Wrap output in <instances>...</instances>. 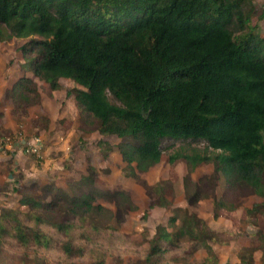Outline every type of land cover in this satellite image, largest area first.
I'll use <instances>...</instances> for the list:
<instances>
[{"label": "trees", "instance_id": "trees-1", "mask_svg": "<svg viewBox=\"0 0 264 264\" xmlns=\"http://www.w3.org/2000/svg\"><path fill=\"white\" fill-rule=\"evenodd\" d=\"M253 9L251 0H0V40L25 39L19 46L23 66L50 89L59 88L60 78L77 85L67 94L79 125L132 140L98 142L105 154L116 150L125 176L158 163L164 139L202 140L204 151H176L168 160L183 157L189 172L211 163L228 191L244 185L262 198L248 207L256 212L264 211V36L251 23ZM7 95L12 112L24 115L40 94L35 80L22 75ZM89 172L65 189L50 182L14 187L18 206L0 208V264L16 258L43 264L54 250L64 259L88 251L82 264H105L103 254L89 247L92 234L114 236L101 235L110 246L121 235L114 213L97 197L127 204L130 197L123 190H85L83 183L93 182ZM153 190L167 205L164 185ZM195 191L191 204L206 197ZM229 233L182 211L156 226L140 255L144 264H220L210 243ZM250 237L234 264H253L256 250L264 264V231ZM186 239L201 242L202 260H182L179 247Z\"/></svg>", "mask_w": 264, "mask_h": 264}, {"label": "rangeland", "instance_id": "rangeland-1", "mask_svg": "<svg viewBox=\"0 0 264 264\" xmlns=\"http://www.w3.org/2000/svg\"><path fill=\"white\" fill-rule=\"evenodd\" d=\"M251 1L254 8L251 23L264 36V0ZM25 41L17 38L0 40V195L7 196L9 193L8 196L11 197L14 193L18 194L14 187H17L15 184L25 174L23 172H38L42 177L46 176V181L38 179V184L50 182L65 189L67 182L74 183L83 174H91V171L94 174L93 182L83 183L85 190L96 189L102 193L123 190L130 197L129 204L103 194L97 197V201L114 213L115 220L112 223L117 226L116 232L121 235L119 239L114 238L118 240V245L110 246L106 238L110 236L92 234L93 242L89 247L103 254L105 264H144L140 255L144 240L154 234L158 224L166 225L169 217L178 219L179 214L187 210L195 212L209 226L230 231L218 243L210 244L213 245L220 264L237 262V254L241 247L247 246L250 236L256 231H264V211H247L252 203H260L262 198L244 185L235 186L228 191L224 177L217 174L215 178L211 163L199 164L189 172L183 157L168 160L169 155L176 151L189 152L190 148L204 151L205 142L202 140L164 139L158 163L147 171L138 172L136 177L125 176L116 150L105 154V146L98 142L102 140L116 145L121 141L132 140L114 135L103 136L98 133L95 125H79L77 117L64 114L68 103L73 101L72 96L67 94V89L77 85L64 78L59 80V88L50 89L35 78L23 66L24 59L19 46ZM22 75L35 80L40 94L38 101L27 107L24 115L12 112V101L7 95L11 82ZM5 106L10 109L3 113ZM41 116L46 117L47 123L44 120L35 121ZM52 136L60 140L59 147L50 145ZM13 167H16V171ZM30 168L33 172L29 171ZM155 185H164L161 194L168 200L167 205L159 204L158 194L153 190ZM195 190L206 197L191 204L189 198ZM214 196L228 203L214 204ZM12 202L15 207L18 206V201L10 198L0 202V208ZM197 243L198 241L188 239L181 243L182 247L179 248L182 255L185 253L182 258L184 262H197L206 255L204 247L200 246L201 242ZM196 244L192 250V246ZM260 253V250L253 253V264H260ZM55 257L63 261H57ZM88 259V251L82 257L64 259L54 250L45 257L43 264H69L70 261L82 264ZM20 260L16 258L13 264H36ZM39 261L41 263V259ZM172 264L178 263L173 261Z\"/></svg>", "mask_w": 264, "mask_h": 264}, {"label": "crops", "instance_id": "crops-1", "mask_svg": "<svg viewBox=\"0 0 264 264\" xmlns=\"http://www.w3.org/2000/svg\"><path fill=\"white\" fill-rule=\"evenodd\" d=\"M264 12V11H263ZM253 24V23H252ZM60 79H64V78H60ZM59 79V80H60ZM1 108V107H0ZM67 110H65V113L64 114H67V113H69L70 115H71V117H74V118H76L77 117V110H76V106H75V103H74V101H72L71 103H68V105H67ZM8 109H10V107H7V109H6V106L3 108V113L5 112V111H8ZM63 116H64V114L63 113H61ZM60 117H62V116H60ZM54 140V141H53ZM58 141H60L58 138H54V136H52V138L50 139V145H53V146H57V147H59L60 145H59V142ZM16 156H19V155H16ZM17 161V160H16ZM15 162V161H14ZM15 164H16V162H15ZM13 170H15L16 171V167H13ZM29 171L30 172H33L32 171V169L30 168L29 169ZM23 173H25L23 176H22V178L20 179V181L19 182H17V184L19 183V184H27V183H30V182H37L38 183V179L39 180H45L46 181V176L45 177H42V175L41 174H37L35 171L33 172V173H26V172H23ZM32 175V176H31ZM8 177L10 178L11 176L10 175H8ZM10 181H12V180H10ZM16 183V182H15ZM15 183H13V185L15 184ZM17 184H15V185H17ZM8 195H10L9 193H7V196H1L0 195V202H2L3 203V200H5V199H10L11 198V200H14L15 199V201H18V199H19V195L18 194H16V193H14V194H12L11 195V197L10 196H8ZM13 197V198H12ZM14 197H16V198H14ZM7 203H8V201H7ZM6 206H11V207H15L14 206V203L12 202V203H9V204H6Z\"/></svg>", "mask_w": 264, "mask_h": 264}]
</instances>
